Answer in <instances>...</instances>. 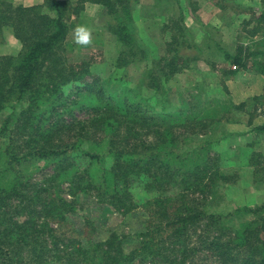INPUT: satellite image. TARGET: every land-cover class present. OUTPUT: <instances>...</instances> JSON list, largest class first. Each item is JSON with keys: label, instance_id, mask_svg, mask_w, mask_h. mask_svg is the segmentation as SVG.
<instances>
[{"label": "trees", "instance_id": "16d2710c", "mask_svg": "<svg viewBox=\"0 0 264 264\" xmlns=\"http://www.w3.org/2000/svg\"><path fill=\"white\" fill-rule=\"evenodd\" d=\"M136 2L42 0L27 6L0 0V40L8 26L21 43L16 55H0V118L11 98L26 101L15 126L22 131L16 136L11 135L16 111L0 119V141L8 142L0 148V264L52 260L62 264H264V205L238 206L227 212L209 206L228 179L218 153H211L221 136L206 135L221 121L216 108L205 101L193 105L185 100L182 105L157 109L124 85L117 86L119 93L104 96L96 81L84 82L90 73L87 62L71 61L64 53L70 15H78L86 4H97L121 46L117 65L152 62L147 74L167 76L185 67L186 59L176 54L181 44L173 46L169 58L148 59L131 30ZM180 29V36L187 34L185 27ZM242 32L250 38L264 34V9L255 24L242 26ZM186 38L187 47H195ZM219 49L229 64L247 66V47L239 46L234 53ZM67 84L74 88L66 94ZM255 101L264 114V90ZM66 104L89 106L93 115L50 120ZM244 105L221 107L225 111ZM254 129L264 131V122ZM254 154L249 155V163L258 165ZM40 159L51 161L52 172L27 190L24 164ZM62 183L73 195L96 191L122 214L139 207L130 189L140 183L152 194L143 205L153 207L158 225L138 234V243L130 246L116 231L91 238L88 231L74 228L75 242L58 247L56 234L44 232L35 220L21 218L51 214L63 220L72 213V204L58 194Z\"/></svg>", "mask_w": 264, "mask_h": 264}, {"label": "rangeland", "instance_id": "374dc122", "mask_svg": "<svg viewBox=\"0 0 264 264\" xmlns=\"http://www.w3.org/2000/svg\"><path fill=\"white\" fill-rule=\"evenodd\" d=\"M14 1L27 6L42 2ZM263 9L264 0H137L132 6L131 30L148 59L169 58L174 52L173 46L181 44L176 54L186 59L185 67L172 76L147 74V66L152 62L117 65L121 46L108 28L101 5L86 4L78 15L72 13L68 21L70 29L64 53L71 61L87 62L90 73L83 80L96 81L104 96L109 92L119 93L117 86L124 85L135 89L157 109L182 105L185 100L193 105L198 104L197 101H205L216 108L221 121L210 127L206 135L221 136L212 145L211 153L214 150L218 153L219 164L228 176L209 203L211 210L218 212H227L238 206L264 205V131L254 129L264 122V114L255 101V97L264 90V34L250 38L242 32L243 25L248 23L252 26L257 22ZM182 26L187 29V34L180 36ZM172 35L175 36L172 38ZM185 37L195 47H187L183 42ZM239 46L247 47L244 52L247 56L245 68L229 64L219 49L234 53ZM20 49L21 43L12 29L4 27L0 55H16ZM72 86L67 84L63 92L67 94L74 88ZM241 102L245 105L240 109L224 111L221 107ZM6 105L2 118L12 110L16 111L17 120L11 126V135L16 136L22 131L15 126L20 124V111L26 106V101L15 102L11 98ZM92 115L93 110L89 106L66 104L59 108V113L52 114L50 120H81ZM199 138L200 135L194 140ZM3 140V143L0 141V148L8 143L6 138ZM251 153H255L253 157L260 164L249 163ZM79 161L84 165L83 161ZM52 168L49 159L26 162L23 175L27 176V190L28 187L32 190L33 183L48 176ZM7 173L10 174L11 170ZM59 188L58 194L74 207L73 212L64 217L66 220L51 214L20 217L21 220H35L43 225L44 232L56 234L54 239L58 247L65 244L71 246L75 242L74 228L88 231L91 238L105 237L116 231L125 237L130 246V243H138V234L148 233L149 228L158 225L156 215L152 214L153 207L143 205L152 194L147 193L140 183H135L130 189L139 207L126 214L103 202L96 191L73 195L67 183L60 184ZM191 198L198 200L197 196ZM159 242L161 246H166L164 241ZM49 264L62 263L52 260Z\"/></svg>", "mask_w": 264, "mask_h": 264}, {"label": "clouds", "instance_id": "9594fccd", "mask_svg": "<svg viewBox=\"0 0 264 264\" xmlns=\"http://www.w3.org/2000/svg\"><path fill=\"white\" fill-rule=\"evenodd\" d=\"M86 42V41H85Z\"/></svg>", "mask_w": 264, "mask_h": 264}]
</instances>
